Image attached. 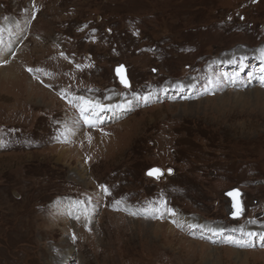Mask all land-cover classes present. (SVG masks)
Returning <instances> with one entry per match:
<instances>
[{
	"label": "rangeland",
	"instance_id": "374dc122",
	"mask_svg": "<svg viewBox=\"0 0 264 264\" xmlns=\"http://www.w3.org/2000/svg\"><path fill=\"white\" fill-rule=\"evenodd\" d=\"M0 34V264H264V0H0Z\"/></svg>",
	"mask_w": 264,
	"mask_h": 264
},
{
	"label": "snow or ice",
	"instance_id": "6c2138e0",
	"mask_svg": "<svg viewBox=\"0 0 264 264\" xmlns=\"http://www.w3.org/2000/svg\"><path fill=\"white\" fill-rule=\"evenodd\" d=\"M28 71L32 72L33 69H28ZM35 71H42V69H35ZM122 83H124L126 87L128 86L126 80H122ZM80 99L83 100L82 97H81ZM89 104H90V102H88V101H84V105H85L86 107H82V108L80 109V111H81V115H82V117L84 118L85 123H88L90 126H94L93 121H92L91 119H89L88 116L85 115V113L88 111V107H87V106H88ZM93 107L99 108L101 111L103 110V106H101V105H99V104H96V105H94ZM169 172H171V170H169ZM147 175L152 176V177H154V178H156V179H159L160 176L162 175V172H161L159 169H152V170H150V171L147 173ZM105 191H107V189H105ZM229 195L233 196V201H234V203H233V207L235 208V212L233 213V216H234V217H238V216H239L240 214H242V212H243V208H242L241 203H240V201H239V199H238L239 192L237 191V192H235V193H229ZM169 211H172V210L169 209ZM172 214L175 215L174 211H172ZM189 227H196V226H195V225H190ZM250 235H251V234H250ZM239 246H240V247H245L246 245H244V244H240Z\"/></svg>",
	"mask_w": 264,
	"mask_h": 264
},
{
	"label": "water",
	"instance_id": "95a60500",
	"mask_svg": "<svg viewBox=\"0 0 264 264\" xmlns=\"http://www.w3.org/2000/svg\"><path fill=\"white\" fill-rule=\"evenodd\" d=\"M114 74H115V76H116V78H117V81H118L121 85L125 86V84L122 83V80H126V81H127V84H129L128 79H127V76H126V73H125V68L123 67V65H120V66L115 67V69H114ZM153 169H157V168H153ZM150 170H152V169H150ZM150 170H148V171L146 172V175H147V173H148ZM147 176H148V177H151V178H154V177L149 176V175H147ZM154 179H155V178H154ZM237 191L239 192L238 199H239V201H240V203H241V206H242V201H241V196H242V194H241V191H240L239 189H232V190H229V191H227V192L225 193V196L228 198V200H229V202H230V207H231V211H232V214L230 215L231 218H237V217H234V216H233V213L235 212V208L233 207V203H234V201H233V196L229 195V193H235V192H237ZM242 208H243V206H242ZM239 216H240V215H239ZM239 216H238V217H239Z\"/></svg>",
	"mask_w": 264,
	"mask_h": 264
},
{
	"label": "bare ground",
	"instance_id": "6f19581e",
	"mask_svg": "<svg viewBox=\"0 0 264 264\" xmlns=\"http://www.w3.org/2000/svg\"><path fill=\"white\" fill-rule=\"evenodd\" d=\"M0 35H1V34H0ZM6 67H7V66H6ZM12 68H13V67H12ZM12 68H11V66H8L7 68L3 69V70H4V71L2 70V72H4L3 75H5V76H6V75H12V76H13V74H12V73H13V72H12V71H13ZM6 77H7V76H6ZM6 79H7V78H6ZM80 114H81V113H80ZM76 121H77V120H76ZM77 122H78V121H77ZM73 123H74V122H73Z\"/></svg>",
	"mask_w": 264,
	"mask_h": 264
}]
</instances>
